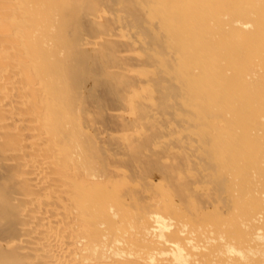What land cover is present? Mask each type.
I'll use <instances>...</instances> for the list:
<instances>
[{"label": "bare ground", "instance_id": "1", "mask_svg": "<svg viewBox=\"0 0 264 264\" xmlns=\"http://www.w3.org/2000/svg\"><path fill=\"white\" fill-rule=\"evenodd\" d=\"M2 264H264V0H0Z\"/></svg>", "mask_w": 264, "mask_h": 264}, {"label": "rangeland", "instance_id": "2", "mask_svg": "<svg viewBox=\"0 0 264 264\" xmlns=\"http://www.w3.org/2000/svg\"><path fill=\"white\" fill-rule=\"evenodd\" d=\"M0 237L7 238V235L0 232ZM0 252H3L2 248H1V245H0ZM18 259L19 260H17V262L15 264H23V263H25V259L24 258H18ZM2 260L3 259L0 258V264H2ZM28 260H29V258L27 257L26 258V264L28 263Z\"/></svg>", "mask_w": 264, "mask_h": 264}]
</instances>
